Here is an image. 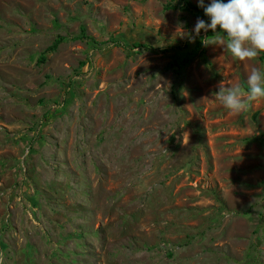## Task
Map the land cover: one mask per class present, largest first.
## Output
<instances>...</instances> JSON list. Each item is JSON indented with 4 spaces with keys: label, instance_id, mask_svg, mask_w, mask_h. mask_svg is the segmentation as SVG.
I'll use <instances>...</instances> for the list:
<instances>
[{
    "label": "rangeland",
    "instance_id": "1",
    "mask_svg": "<svg viewBox=\"0 0 264 264\" xmlns=\"http://www.w3.org/2000/svg\"><path fill=\"white\" fill-rule=\"evenodd\" d=\"M178 3L0 0L4 264H264V98L215 96L264 52L235 59Z\"/></svg>",
    "mask_w": 264,
    "mask_h": 264
},
{
    "label": "clouds",
    "instance_id": "2",
    "mask_svg": "<svg viewBox=\"0 0 264 264\" xmlns=\"http://www.w3.org/2000/svg\"><path fill=\"white\" fill-rule=\"evenodd\" d=\"M198 6L204 10L209 22L198 18L193 29L195 36H199L201 30L205 33L211 30L216 34L212 44L226 46L239 61L254 60L260 52H264V0H227L226 3L210 0L207 5L204 0H198ZM208 38L203 41L205 45L209 44ZM218 88L215 96L221 105L233 113H240L246 111L252 102L264 98V73L253 68L247 77V89L240 85L225 86L223 82ZM0 264H4L2 253Z\"/></svg>",
    "mask_w": 264,
    "mask_h": 264
},
{
    "label": "trees",
    "instance_id": "3",
    "mask_svg": "<svg viewBox=\"0 0 264 264\" xmlns=\"http://www.w3.org/2000/svg\"><path fill=\"white\" fill-rule=\"evenodd\" d=\"M178 2H179L178 5L181 4L184 9L189 10L193 13H202L204 11L201 7H199L196 4H193L189 0H178ZM168 6L175 8L177 5L171 4ZM82 31H83V29H82ZM81 38H87V39L91 40L92 44L96 47L101 46L103 44H107L109 42L108 40L94 39L93 37L87 36L84 33L82 34ZM65 39H66V37H64V36H61V35L57 36L53 40V42L39 55L38 62H41V63L44 62L45 61V54L49 51H54L57 48V46L60 43H62ZM112 42L116 43L117 41H112ZM168 46L181 48V45H178V44L168 45ZM132 47L138 48L139 50H157V48L152 47V45H149L146 43H141L140 41L133 42ZM200 52L203 53L202 50ZM191 58H192V56H189V55H186L183 58L175 57L172 61L168 62L167 67L168 68H176V70L179 71V70H181V68H183L184 66H186L190 62ZM88 63L90 64L91 61L88 60ZM243 87L245 89H247L246 85H243ZM56 114H58V109H54V110H51V111H48L47 113H45V115L43 117L44 118L43 125H46L51 120L52 116H54ZM263 184H264V181H263Z\"/></svg>",
    "mask_w": 264,
    "mask_h": 264
}]
</instances>
